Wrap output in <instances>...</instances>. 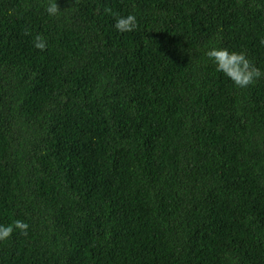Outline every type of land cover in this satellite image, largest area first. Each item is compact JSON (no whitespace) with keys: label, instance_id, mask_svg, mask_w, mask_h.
I'll return each instance as SVG.
<instances>
[{"label":"trees","instance_id":"obj_1","mask_svg":"<svg viewBox=\"0 0 264 264\" xmlns=\"http://www.w3.org/2000/svg\"><path fill=\"white\" fill-rule=\"evenodd\" d=\"M57 4L0 0V264H264V75L203 55L264 73V0Z\"/></svg>","mask_w":264,"mask_h":264},{"label":"clouds","instance_id":"obj_2","mask_svg":"<svg viewBox=\"0 0 264 264\" xmlns=\"http://www.w3.org/2000/svg\"><path fill=\"white\" fill-rule=\"evenodd\" d=\"M57 0H44V12L49 17H56L60 13ZM113 16L112 27L117 33H131L138 28V18L134 13L124 15L111 13ZM25 35H29L25 32ZM32 47L39 52H44L48 47L47 39L40 33L32 37ZM258 44L264 47V36L258 40ZM203 55L214 65V71L227 78L236 88H246L253 84L264 73L242 51L229 50L227 47L209 46ZM29 224L25 220L13 219L10 223H0V243L7 241L18 232L21 236H27Z\"/></svg>","mask_w":264,"mask_h":264}]
</instances>
